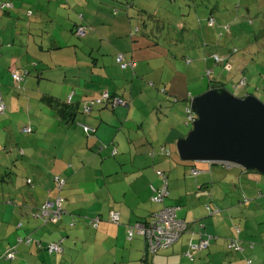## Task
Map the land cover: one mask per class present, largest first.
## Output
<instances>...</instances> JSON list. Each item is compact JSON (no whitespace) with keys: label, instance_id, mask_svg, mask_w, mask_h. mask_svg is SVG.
Wrapping results in <instances>:
<instances>
[{"label":"crops","instance_id":"1","mask_svg":"<svg viewBox=\"0 0 264 264\" xmlns=\"http://www.w3.org/2000/svg\"><path fill=\"white\" fill-rule=\"evenodd\" d=\"M93 1L94 0H0V5H12V8L7 9H2L0 7V85H6L8 80H11L10 75L15 71L26 69L25 67H27V64H34L33 70L36 73L35 78L37 80L35 88L29 89L27 84L23 86L24 90L19 92L22 93L21 99L24 104L29 107V110L32 109V112L34 111L33 115H30L28 112V120L30 122L27 123L26 126H23L22 138L24 135V138L26 137L28 140L25 142H20L19 140L15 142L12 140V137L17 136L18 131H20L18 124L15 126H5V129H0V161H6L5 163H7L9 159H15L12 163H15L14 165H16V167L20 165L22 171L33 169L37 172L26 174L25 185L33 189V196L37 193L41 194L39 201L40 205L44 200L52 198L53 195H55V175L68 176L67 185L68 188L70 187V190L67 192L64 206L71 214H78L76 212L80 210L76 209V211L74 209L75 204L76 207L79 206L77 202L74 203L72 201L73 192L94 190L95 192L91 191V193L86 192L80 194L84 199L90 200L84 210L89 212L91 210L95 212L98 211L97 215L99 214L101 218L104 219L102 224L104 225V229H102L100 234L97 233L99 227L93 229L89 224L86 226V228L95 231L91 242H93L95 248L102 249L103 251L105 250L109 253L106 264H139L138 261L142 253L143 240L142 245L134 250L131 249V244L133 242H138L140 239H134L133 241L125 240L126 244L121 245L119 240L121 238L125 239L124 229L121 225H107L106 223L109 222L107 217L109 213L117 212L120 223L127 224L136 219H145L150 212H155L160 209L161 205L150 200L153 194L150 187L157 188L160 185V181L154 175L153 169L160 168L167 173L169 168L164 167L166 164L160 162L162 159L161 156L157 162L156 156L155 158L148 156L151 148L148 150L142 148L144 146L143 144L146 146L151 144V142L148 143L145 137L146 133L143 129H135L133 133H128L127 135H129V137L125 135L122 139V143H119V146L123 150L128 149V151H130V148H135V154L131 156V160H126V162L123 163L122 159L116 158L118 155L115 158H111V149L107 147L108 145H106V149L99 151L98 146L100 143H114V139H120L117 133L114 132V129L115 126L118 124L120 125L121 119L119 115L122 114V112L117 111V109L122 107H118L111 111L113 112L111 114L106 111L108 109L94 107L90 114L84 115L80 113L79 110L83 104L87 102V99L93 97H79V94L76 92L72 93V97L69 96L68 89L70 87L72 89L79 88L84 91L88 90L92 93L99 92L102 94L107 92L109 94H114L119 98L127 99L128 105H131V101H133V94L130 90L133 88L134 77H138L135 71L140 68V65L136 61V52H133L138 45L133 44L135 36H128L126 33L128 31L131 32V23L128 25L129 18L120 16L116 18L117 15L113 14L116 8L107 5L108 7L106 6V9H98L100 14L107 16L105 20L108 19V21L103 24V27H101L103 34L85 35V38L83 37L84 44L82 45L74 38L75 34L72 30L76 25L87 24L91 26L88 22H91L92 15L87 17L85 14L88 12V9L93 7ZM109 4L112 3L109 2ZM113 9L114 11L112 12ZM29 12H31L30 15L28 14ZM109 17L120 20L123 24H126L127 28H124L125 31L120 29L113 33L111 28L114 27V22L109 21ZM96 19L97 18H94V20H92L94 25L97 21ZM98 21L102 22V20ZM95 26L92 25V28ZM100 38L101 40L106 39L108 43L104 40L100 41ZM143 46L149 47L150 44L148 41L144 40ZM128 52H132V54L128 55ZM120 53L124 55L126 61L136 64L133 70L128 69L136 76L128 78L125 71L117 67L114 57ZM51 57L56 58V63L62 61V68L67 71L64 70L61 75H54L51 69L55 62H52ZM89 59H91L92 64L90 66L86 64L87 66L81 69L86 73L82 74L79 70L74 73L68 71L69 69H71V71L73 69H80L78 62L87 63ZM23 61L25 65H23ZM41 81L45 82L46 88L51 83L60 87L58 91L55 87H53L51 91H47L45 87L43 90L41 89ZM67 86L68 88H66ZM209 88L210 86L207 90ZM168 89L169 88L166 87L167 98H170L171 101L178 100V97L172 94L175 93L177 95L175 87L169 91ZM7 94L8 93H6L5 96L2 94L3 102L11 104L12 99ZM66 95L69 97L67 96L66 99H63V96ZM75 96L78 97V100L75 99L74 101ZM183 96L186 97L184 99L188 100V103L193 99V97H189L190 95L185 93H183V95H181L182 98L179 99L184 100ZM69 100L71 103L70 106L74 110L76 109L77 113L71 120H69L70 118H62V115L58 113L59 107ZM44 105L49 107V111L43 107ZM12 107L16 108V105L10 106L11 111ZM39 112L43 115L50 113V121L45 123H43V121L39 123L31 121V116H38L37 119L39 118ZM132 114L133 111H129L127 118L133 117ZM75 122L76 125H78L76 130L74 129ZM82 125L92 128L93 133L86 136L83 130L80 129ZM7 127L9 129H7ZM10 127H13L12 131ZM112 136H114L113 139ZM183 137L184 135H181L172 128L170 129V135L166 137V143L170 144L172 141L175 144L176 140ZM117 149L118 154H121L119 152L120 149L118 147ZM44 150L47 152L48 158L53 155L54 161H59V163L57 162L54 166V172H43L45 170L43 169V165H40V157L44 155L41 153ZM21 155L25 156L24 158L29 161L20 159ZM66 160H68V162L66 166L63 167L61 163H64ZM148 163L151 165L147 166ZM213 164L214 163L208 162L200 164L203 167H198L201 171L198 172L195 178L193 177L194 182L193 179L188 178L187 175H184L183 179L182 177L179 178V173L174 174L173 179L171 178L172 174L169 175L171 180L168 182L169 195L167 198L169 200H167L165 204L180 205L178 215L189 224L186 238H189L193 242L199 241V237L201 236L207 237L205 231L206 226L192 225L194 223L189 222L196 216V206L205 203V208L209 213L216 215L220 214V210L215 206H217L218 203L220 205H226L228 202L226 201L228 191L226 187L223 185L213 186L212 182L220 179V176L223 179H227L228 176L234 175L238 177L245 172L238 166L223 163L221 166H225L222 167L223 171L221 172V170L218 171L217 168L209 166ZM122 166H124V169ZM204 166H209L210 168ZM0 167L4 168L1 165ZM208 172L211 173L207 174ZM113 174H117V176L112 177ZM180 175L182 174L180 173ZM13 176H15L13 170L7 169L4 174L0 176V182L3 184ZM116 177L120 178L125 184V186L116 188L118 197H113V194L107 190V195L102 201L100 197L93 200V198L96 197L94 193L99 194L103 188L112 186L109 182ZM28 179L32 180L30 185L26 183ZM208 180H210L211 183L207 184ZM14 190L16 191L17 189ZM0 194V197L4 200L3 202L7 203L5 206L0 202V227L5 228L4 237L0 234V256L5 254L8 250H11V248L15 250V258L11 261L5 259L4 261L6 262L2 264H15L16 262L19 264H51V262L48 263L47 260L46 255L48 254L46 253V255H44V249L36 247L32 242L27 244L23 240L26 237L32 236L42 243L46 241L55 242L57 240H62V243H64L66 238H68L65 228H69L68 223L70 220L65 218L57 224L44 225L39 217H37L38 212H34V209H36L35 207L40 206L34 198L26 199L22 197V200L17 201L8 198L9 200L6 201L4 196L2 197V195H5L2 190ZM29 201L31 203L35 202L34 204L32 203V208L30 207ZM90 204L92 205L90 206ZM98 204H105V208H103V210L98 209L96 206ZM17 212H20L21 217L18 216ZM18 217L24 218L25 220H20ZM75 225L76 224H74L73 227ZM232 232L237 236L241 233L236 225L233 226ZM88 241L89 239L84 242ZM179 241L180 239L178 242ZM212 241L213 239L210 242L211 244L208 250H206L209 251V255H205L206 259L209 260L212 256L218 255V252H216L217 250L209 249L213 243ZM184 243L185 240L179 247L174 244L163 252L152 256L148 259L147 264H188V262L189 264H196L197 257L200 264H202L201 260L206 251L199 252L193 260H189L185 257L187 248ZM105 244L107 245L106 249L103 248ZM93 245L90 246L93 247ZM87 246L89 245L83 244L80 248L76 246L75 249L71 248L69 250L73 251L67 254L68 256L71 255L73 260L71 264L83 263L82 258L85 256V252L83 253L82 251H85ZM19 249H21V251L18 252L17 250ZM118 249H121V251ZM250 250L255 252L256 248L250 247ZM114 251L119 252V254L113 256L112 252ZM164 252V255L161 254ZM260 253L262 252L258 251L254 257L261 259L259 264H264V254L262 257ZM74 256H77L76 260L73 259ZM218 259L221 260L220 257ZM224 259L223 261L221 260L222 264H244L245 261V258H242V260L237 259L236 255L234 258ZM252 259H254L253 256ZM12 261L14 262L12 263Z\"/></svg>","mask_w":264,"mask_h":264},{"label":"rangeland","instance_id":"2","mask_svg":"<svg viewBox=\"0 0 264 264\" xmlns=\"http://www.w3.org/2000/svg\"><path fill=\"white\" fill-rule=\"evenodd\" d=\"M107 1L112 3L113 0H94L93 7L87 10L88 12L85 14L87 17L92 15V20L97 18V21L102 20L103 22L98 21V23L96 21V26L93 24L92 20L91 22H88L91 26H89L87 36L91 34H103L101 27H103V24L107 22L108 19L105 20L107 16L100 14L98 9H106L107 5L115 7L116 9L113 14L117 15V17L115 15L116 18H119L118 16L129 18L128 25L131 23V32L128 31L126 33L128 36H135L133 44L138 45L133 52H136L139 57L136 56V61L140 65V68L135 71L138 77L130 72L131 70H124L128 78L133 76L136 77H134L133 80V88L130 90L133 94L131 105L122 106V108L117 109V111H121L122 114L119 115L121 119L120 125L118 124L114 129V132H116L120 138L118 140L114 139V145L120 149L119 152L121 153L118 154L116 158L122 159L123 163H125L126 160H131V156L135 154V148H130V151H128V149L123 150L119 146V143H122V139L125 135L126 137H129V135H127L128 133H133L135 129H143L146 133L145 137L148 140V143L151 142V144L148 146L143 144L145 147L143 146L142 148L145 150L151 148L148 156L151 157L150 154L154 153V157L152 158H155L156 156V162L162 157L160 162L166 164L164 167L169 168V171L165 174L168 182L171 181L169 175L172 174L171 178L173 179L174 174L177 173H179V178L182 177L183 179L184 175H187L188 178L193 179V174L190 172L189 167L190 163L185 161L181 162L177 156L176 144L172 141L170 142L171 145L166 143V137L170 135V129L173 128L175 131L185 136L192 127L191 124L186 125L185 122L186 108L189 105L188 100L184 99L186 98L185 96H183L184 100L179 98H182L181 95H183V93L190 95L189 97L202 94L209 87L210 82L220 81L225 85V89L236 97L240 98L242 94L246 92L247 94L256 96L264 104V0H130L132 6L128 10L126 9V6L122 4L125 0H116V3L112 4H109ZM244 6L249 8L247 18L245 17V14L241 12V9ZM113 11L114 9L112 12ZM210 17L214 18L213 26L211 24L212 21L208 20ZM85 19L88 20L87 18ZM248 20H251L250 23H253L252 27H261L262 30L255 34L257 38L255 39L251 33L247 36V33V37L245 36L246 38L242 37L236 42L229 40L224 32L225 29L223 26L231 25L233 35V32L236 31L237 27L243 26L242 28H244V25ZM109 21L114 22V27L111 28L113 33L120 29L125 31L124 28H127L126 24H123L122 21L115 18L109 17ZM92 25L95 27L92 28ZM138 28L139 32L137 31ZM74 38L81 45L84 44L83 40L85 37L79 39L75 36ZM103 40L108 43L106 39ZM103 40L100 38V41ZM144 40L149 42V47L143 46ZM235 48L237 50L239 49V52L235 55V60H233L234 62L230 71L220 66L221 62H219V65H216V62L212 59V56L215 55L214 52L219 56H225L229 50ZM212 53L214 54L212 55ZM131 54L132 52H128V55ZM51 60L52 62H55V64L52 65L53 68L51 71L54 75H61L62 72L66 70L62 68V61L56 63V58L52 57ZM240 61L242 62L240 63ZM86 64L90 66L92 64L91 59H89V62L87 63L79 61L78 65L80 66V69H73L72 71L69 69L68 71L74 73L79 70L84 74L86 72L81 69L85 68L87 66ZM23 65H25L24 61ZM26 66V70H31V74L24 79L25 81L21 83V86L23 87L28 84V88L33 89L36 87L37 81L35 78L36 73L33 70L34 64H27ZM239 75L241 78L244 77L246 79L247 85H239V87L235 86L234 79ZM41 83V89L44 90L46 84H44V81H41ZM13 87L14 85L11 80H8V83L4 86L0 85V93L4 94V96L8 93L7 95L12 99V105L5 102L6 110L4 114H0V129H5V126H15L18 124L20 131H18L17 136L12 137V140L15 142L18 140L20 142H25L28 139L26 137L24 138V135L22 138L23 126H26V124L30 122L28 120V112L30 115H33L34 111L32 112V109L29 110V107L24 104L21 99V93L17 92ZM53 87L58 91L60 86H55L51 83L47 86L46 90L51 91ZM166 87L169 88L168 91L175 87L177 95L175 93L172 94L178 97V100L171 101L170 98H167V95L163 92V89L166 90ZM66 88H68V86ZM68 90L70 94L68 95L70 97H72V93L74 92L79 94V97H93L91 99H98V97L102 95L99 92L92 93L91 91H84L79 88L72 89L69 87ZM68 95L63 96V99H66ZM75 99L78 100V97L75 96L74 101ZM13 105H16V108L12 107L11 111L10 106ZM43 107L49 111V107H46L45 105ZM157 108L160 111H158ZM106 111L110 114L113 113L111 112L112 110ZM129 111H133V117L127 118ZM39 113V118L37 119L38 116H31V121L37 123L41 121H43V123L50 121V113L44 115ZM74 125V129L76 130L78 125H76V122ZM10 128L12 131L13 127ZM7 129L9 128L7 127ZM113 138L114 136H112V139ZM111 143L112 142L105 145H108V147L112 149L110 146ZM163 150L170 151L172 157L162 156ZM41 153L44 154L40 157V165H43V169L45 170L43 172H54V166L57 162L59 163V161H54L53 155L48 158L45 150ZM24 159L27 160L26 158ZM2 162L3 161H0V163ZM67 162L68 160L61 163V165L63 167L66 166ZM200 164L202 163L195 162L194 165L199 166ZM148 165L151 164L148 163L147 166ZM221 165L222 163H214L210 166H213V168H217L218 171L221 170L222 172V167L225 165ZM122 168L124 169V166H122ZM155 171L156 169H153L154 175ZM4 172L5 169L0 167V176H2ZM14 172H16L15 176L11 177L3 184L0 182V191L2 190L5 193L2 197L4 196L6 201L9 200L8 198H12L15 201L22 200V197L26 199L34 198V200L40 205L39 201L41 194H34V197L32 192L33 189H30V187L28 188L25 185L26 174L37 172L33 169L22 171L20 165L14 168ZM180 173L182 175H180ZM210 173L211 172H208L207 174ZM114 176H117V174H113L112 177ZM109 184L112 186L103 188L99 194L94 193L96 197H92L93 200L100 197V200L102 201L107 195V190L113 194V197H118V194H116V188L125 186L124 182L118 177L112 179ZM212 185H223L226 187L228 190L226 201L228 202L226 205H220L218 203L217 206H215L220 210V214L216 215L209 213L205 208V203L203 205H197V210L195 212L196 216L189 221L190 223H194L192 225L206 226V236L213 237V243L209 249L217 250L216 252H218V255L212 256L209 260L206 259V256L209 255V251H206L203 254L204 256L201 263L222 264L221 260L223 261L224 258H234L236 255L237 259L241 260L246 257L252 259L253 256L255 259V262L254 259H252L253 264H259L261 259L254 257V255L257 254L258 251L262 252L260 253L262 257L264 254V176L249 172H244L238 177L231 175L228 176L227 179H223L220 176V179L213 181ZM14 189L17 190L15 191ZM91 191L94 190L73 192L74 195L72 194V201L74 203L77 202L80 207H76V204L74 205L75 210H80H76V213L78 214L73 215L87 218H92L97 215L98 211L95 212L91 210L89 212L84 210L90 200L84 199V197L80 195L81 193L86 192L91 193ZM167 200L169 199L167 198L166 201ZM3 201L4 200L0 197L1 204L6 206L7 203ZM32 203L34 204L35 202ZM32 203L29 201L31 208L33 207ZM91 205L92 204H90V206ZM104 205L105 204H98L96 206L98 209L103 210V208H105ZM161 207L162 206H160V208ZM35 208L34 212H38V206ZM17 214L21 217L20 212H17ZM19 219L25 220L24 218ZM102 224L103 222L100 223L99 231L97 232L98 234L104 229V225ZM106 224L109 226L113 225L111 222ZM234 225H236L241 231L239 236L234 235L232 232ZM86 226H88V220L82 219L76 223L74 227H66L65 232L68 234V238H66L62 244L63 253L51 255L44 252V255H46V253L48 254L46 255L48 263L71 264L73 260L71 255L68 256L67 254H70L73 251L69 250L71 248L75 249L76 246L77 248H80L83 244H88L89 246L86 247L85 251H82L83 253L85 252V256L82 258V264H106L109 253L105 250L104 252L102 249L95 248V245L91 242L95 231L86 228ZM4 233L5 228L0 227V234L2 237H4ZM187 234L188 233L181 235L180 241H177L178 243L175 242V245H178L179 247L185 240L184 245L187 248L190 240L189 238H186ZM34 238L30 236L32 241L37 240ZM88 239V242H84ZM234 239L238 242V246L244 251L239 250L234 252L228 248V243ZM119 241L121 245L126 244L125 239L121 238ZM45 243L46 242H43V244ZM90 245H93V247ZM140 245H142L141 238L138 242H133L131 244V249L134 250ZM103 246L104 249L107 248L106 244ZM249 246L255 247V252L250 250ZM118 250L121 251V249ZM164 250H162V252ZM17 251L19 252L21 249ZM165 252L161 254L164 255ZM112 253L113 256L119 254V252L116 251ZM219 257L221 260L218 259ZM73 259L76 260L77 256H74ZM3 262L6 261L2 259L0 264ZM13 262L14 261H12V263ZM15 264L19 263L16 262ZM196 264H200L198 257Z\"/></svg>","mask_w":264,"mask_h":264},{"label":"water","instance_id":"3","mask_svg":"<svg viewBox=\"0 0 264 264\" xmlns=\"http://www.w3.org/2000/svg\"><path fill=\"white\" fill-rule=\"evenodd\" d=\"M188 109L194 122L175 142L180 161L235 165L264 176V104L256 96L238 98L215 85L193 96Z\"/></svg>","mask_w":264,"mask_h":264},{"label":"trees","instance_id":"4","mask_svg":"<svg viewBox=\"0 0 264 264\" xmlns=\"http://www.w3.org/2000/svg\"><path fill=\"white\" fill-rule=\"evenodd\" d=\"M111 1V0H110ZM130 0H125L124 2H122V4L123 5H125L126 6V9L128 10L131 6H132V2L130 1ZM107 2H109V1H107ZM112 3H116V0H113L112 1ZM241 12H243L244 14H245V17L247 18V16H248V12H249V8H247V6H244L242 9H241ZM29 15L31 14V12H29L28 13ZM81 19V18H80ZM213 19L214 18H212V17H210L208 20L209 21H212V26H213ZM82 20V19H81ZM251 22V20H248L246 23H245V25H244V28H242L243 26H238L237 27V29H236V31L235 32H233L234 34L232 35V29H231V25H225V26H223L224 27V32L226 33V36L229 38V40H233V42H236L238 39H240V38H242V37H245L246 36V34L248 33V35L247 36H249V34L251 33L253 36H254V38L256 39L257 38V36L255 35V34H257V32H259L260 30H262L261 29V27L260 28H254V27H252L253 26V23H250ZM78 26H81V27H85L86 28V34L85 35H87V33H88V29H89V25H87V24H80V25H76L74 28H73V33L75 34V28L76 27H78ZM138 32H139V28H138V30H137ZM76 36V35H75ZM246 36V37H247ZM77 37V36H76ZM245 37V38H246ZM77 38H79V37H77ZM80 39V38H79ZM258 49H259V47H258ZM238 52H239V49L237 50L236 48L235 49H233V50H229L227 53H226V55L225 56H219V55H217L216 54V52H214L215 53V55L214 56H216V57H219L221 60H223L222 62H221V64L220 63H216V65H219L220 64V66H222L223 68H225V66H227V65H229V70L228 71H230L231 69H232V65H233V60H235L234 58H235V55L236 54H238ZM242 52V51H241ZM214 53H212V55L214 54ZM250 55V54H249ZM214 56H212V59L214 58ZM116 57V56H115ZM115 57H114V60H115ZM216 62V61H215ZM242 61H240V63H241ZM21 71H24L26 74L25 75H23L22 76V79H21V81L18 83V86H16V84H14V81H13V79H12V75H10V79H11V81L13 82V85H14V89H16L18 92H22L24 89H23V87L21 86V83L22 82H24L25 80V78H27V76H29L30 74H31V70H26V69H24V70H21ZM36 75V74H35ZM207 76V75H206ZM244 80V83L245 84H243L242 85V81ZM234 83H235V86L236 87H239V85H241V86H245V85H247V82H246V79L244 78V77H240V75L239 76H236V78L234 79ZM210 85V87L211 86H215V85H218V86H220V87H222V88H225V85L223 84V83H221L220 81H216V82H210L209 83ZM207 90V89H206ZM163 92L166 94V90H164L163 89ZM22 94V93H21ZM103 94V93H102ZM109 94V93H108ZM0 95H1V97H2V94L0 93ZM248 95H250V94H247L246 92H244V94H242V96L241 97H244V96H248ZM109 96H111V97H118V96H116V95H114V94H109ZM127 102H128V100L127 99H125ZM94 101V104L93 105H91V107H90V104H91V102H93ZM2 102H3V99H2ZM3 104L5 105V102H3ZM70 100L67 102V103H65V104H63L62 106H60L59 107V110H58V113L59 114H61L62 115V118L64 117V119H67V118H70L69 120H71L72 119V117L74 116V115H76L77 113H76V109L74 110L71 106H70ZM6 106V105H5ZM94 107H100V108H104V109H108V110H115L116 108H112V107H110V106H108V105H105V104H96L95 103V99H91V100H87V102H85L84 104H83V106L81 107V109L79 110V112L80 113H82V114H84V115H87V114H90V112L92 111V109L94 108ZM85 108H89L88 109V111L86 112L85 111ZM118 108V107H117ZM5 110H6V107H5ZM5 112V111H4ZM4 112L2 113V114H4ZM185 122H186V125H189V124H191L188 120H187V115H186V117H185ZM82 130H83V133L86 135V136H88V135H90V134H92L93 133V129L92 128H90L89 126L87 127V126H84V125H82ZM108 147V146H107ZM106 147V145L105 144H103V143H101L99 146H98V148H99V151H101V150H103V149H106L107 148ZM111 147H112V149H111V153H110V157L111 158H115L117 155H118V149H117V147H115V145H114V143L112 142L111 143ZM172 155V153L170 152V151H165V150H163V152H162V156H167V157H170ZM150 156L151 157H154V153H151L150 154ZM24 157L25 156H20V159H24ZM15 159H9V161H7V163H5L6 161H3L2 163H0V165L1 166H3L4 168L3 169H5V170H7V169H12L13 170V174H16V172H14V168L16 167V165H14L15 163H12V161H14ZM11 163V164H9V163ZM201 165H194V164H191L190 163V172L193 174V177L195 178L196 177V175L198 174V172L199 171H201L200 170V168H198V167H200ZM210 166V165H209ZM209 166H207L208 168H210ZM203 167V166H202ZM204 167H206V166H204ZM206 167V168H207ZM8 174V173H7ZM165 174H166V171H164L163 169H156V171H155V176L157 177V179L160 181V185L157 187V188H154V187H150V189H151V192L153 193L152 194V196L150 197V200L152 201V202H154V203H157V204H159V205H161L162 207L159 209V210H157V211H155V212H150V214L145 218V219H139V220H135V221H133V222H131V223H127V224H121L120 223V218H118L115 222H112L111 221V218H110V214L111 213H109L108 214V221L109 222H111V223H113V225L114 226H116V225H121L122 227H123V229H124V238H125V240L126 241H133L134 239H142L143 240V247H142V249H141V256H140V260L138 261L139 262V264H147V262H148V259H150L152 256H154V255H156V254H158V253H160V252H162V251H158V252H155V253H150L149 252V250H148V246H147V240H145L143 237H139V236H136V235H134L131 239H127V234H128V230H129V228L131 229V228H133L135 225H142L143 227H149L150 226V224L152 223V222H154L155 221V214L156 213H159V212H161L164 208H172V207H174V206H179L180 207V205H178V204H174V205H167V204H165L166 203V199H167V197H168V195H169V192H168V180L166 179V176H165ZM4 176H7V175H4ZM55 177V181H54V185H55V195H53V197L52 198H49V199H46V200H44V202L38 207V213H37V217H39V219L42 221V223L45 225V224H51V225H53V224H57L58 222H60V221H62V219H68V220H70L69 221V223H68V226L69 227H73V225L74 224H76L77 222H79L80 220H82V219H85V220H88V224H89V226L91 227H93V225H91V222L92 221H96V224H97V226H96V228H94L93 227V229H97L99 226H100V223H102L103 222V218H101V216L98 214V215H95V216H93L92 218H87V217H82V216H76V215H73V214H71V212H69L66 208H65V206H64V200H65V198L67 197V192H68V190H70V187L68 188V176H60V175H55L54 176ZM31 181L32 180H26V183L28 184V185H30L31 184ZM61 183V184H60ZM208 183H211V181L210 180H208V182H207V184ZM164 185H166V188H165V190H166V192H167V195L165 196V197H163V199H162V201L161 202H155L153 199L159 194V191L161 190V188L164 186ZM201 187V186H200ZM68 199V198H67ZM56 200H60V208H61V210H62V213H61V216H60V218L57 220V222L56 223H48V222H46L45 220L46 219H44V218H41V211H42V207H43V205L45 204V203H54V202H56ZM180 210V209H179ZM113 213V212H112ZM115 214V213H114ZM176 215H177V218L178 219H180V220H182V221H184L185 223H187L184 219H182V218H180L179 217V215H178V211L176 212ZM117 216H118V213H117ZM187 225H189L188 223H187ZM189 228V227H188ZM185 234V233H184ZM183 235V234H182ZM181 237V236H180ZM179 237V238H180ZM201 237H203V236H201ZM29 238V239H28ZM204 239H209V237H203ZM212 237H210V239H209V245H208V247L210 246V242H211V239ZM27 240H29V242H27ZM235 240V239H234ZM23 241H25V243H30V242H32L33 244H35L36 245V247H38V248H40V249H44V251L45 252H47V250H46V246H47V243H52V242H49V241H46V243L45 244H43L41 241H39V240H34V241H32L31 239H30V237H26V238H24V240ZM58 241V240H57ZM57 241H55L54 243H57ZM194 242H197V241H194ZM238 243V242H237ZM61 252H59V253H62V240H61ZM208 247L205 249V250H202V251H206V250H208ZM170 248V247H169ZM188 248V247H187ZM239 248H241V247H239ZM14 249V248H13ZM168 249V248H167ZM231 250H233V249H231ZM15 251V250H14ZM202 251H199V252H202ZM234 252L236 251V250H233ZM241 251H243V249L241 248ZM186 252H187V249H186ZM185 252V253H186ZM5 253V252H4ZM48 253V252H47ZM49 254V253H48ZM197 254H199V253H196V254H194V255H192V257H191V259L190 258H187V259H189V260H193L194 258H195V256L197 255ZM52 255V254H51ZM54 255V254H53ZM15 257V256H14ZM8 260L7 258H5V254H2L1 256H0V260ZM9 261V260H8ZM11 261V260H10ZM248 262H250L251 264H253V261H252V259H250V258H245V261H244V264H247Z\"/></svg>","mask_w":264,"mask_h":264},{"label":"built area","instance_id":"5","mask_svg":"<svg viewBox=\"0 0 264 264\" xmlns=\"http://www.w3.org/2000/svg\"><path fill=\"white\" fill-rule=\"evenodd\" d=\"M2 9L12 8L10 4H2L0 5ZM211 25V24H209ZM86 28L78 26L75 28V35L79 38H83L86 34ZM216 63L222 62L220 58L214 56L213 58ZM115 64L120 68V70L132 69L136 67L134 62H128L125 60L124 55L122 53L116 55ZM229 65L225 66L226 70H229ZM209 73V72H208ZM26 73L24 71H15L12 73V79L14 84L18 86V83L21 81L22 76ZM245 84L244 80L242 81V85ZM96 104H105L112 108L128 106V102L119 97H111L107 92L103 93L98 99H95ZM94 104V101L91 102V105ZM89 108H85L87 112ZM5 111V105L2 102V97L0 95V114ZM187 120L192 123L194 122V115L192 114L190 109H186ZM61 184V183H60ZM166 185H164L159 194L153 199L155 202H161L163 197L167 195L165 190ZM41 218L46 219L45 221L48 223H56L60 218L62 210L60 208V200H56L54 203H45L41 208ZM179 206H174L170 208H164L161 212L155 214V221L150 224L149 227H143L142 225H135L133 228H129L127 239H131L134 235L141 236L145 240H147V246L149 252L155 253L158 251H162L167 249L175 244L180 238V236L187 232L188 225L184 221L177 218L176 212L179 211ZM117 214L111 213L110 218L112 222H115L117 218ZM91 225L96 228V221H92ZM92 227V226H91ZM238 231V229H237ZM29 239V238H28ZM29 242V240H27ZM61 240L57 241V243H47L46 250L49 254H58L61 252ZM209 245V239H204L203 237H199V241L193 242L189 240V245L187 246V252L185 253L186 258L192 257V255L199 253V251L205 250ZM228 248L239 251L238 243L236 240H231L228 243ZM15 251L11 248L5 253V258L8 260H12L15 257ZM247 264H251L248 262Z\"/></svg>","mask_w":264,"mask_h":264},{"label":"clouds","instance_id":"6","mask_svg":"<svg viewBox=\"0 0 264 264\" xmlns=\"http://www.w3.org/2000/svg\"><path fill=\"white\" fill-rule=\"evenodd\" d=\"M188 108V107H187ZM173 246V245H172Z\"/></svg>","mask_w":264,"mask_h":264}]
</instances>
